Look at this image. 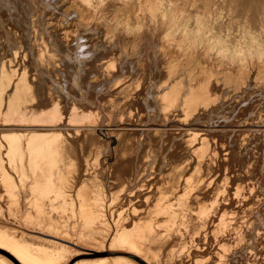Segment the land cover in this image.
<instances>
[{
  "label": "bare ground",
  "instance_id": "6f19581e",
  "mask_svg": "<svg viewBox=\"0 0 264 264\" xmlns=\"http://www.w3.org/2000/svg\"><path fill=\"white\" fill-rule=\"evenodd\" d=\"M52 1L55 3L56 0ZM32 3L31 0L30 7ZM68 3V8L65 6L67 9L59 11L60 14H52L54 10L51 13L53 17H43L46 19L45 29L41 27L43 29L35 30L36 26L33 25L34 28L31 29V26L28 31H32L29 37L26 36V30L16 32L9 29L12 42L8 37L5 38L9 46L16 50L13 55L10 54L12 59H6L4 56L5 61L0 62V202L5 207L4 213L11 215L10 218H16L18 215L29 227L59 231L63 237H69L68 226H60L52 221L50 214L43 209L44 197H50V193L54 192L57 198L61 196L65 201L69 196L73 200L70 204L80 208L79 211L73 209L71 212L89 221L96 217L100 219L104 215L101 213L106 205L101 192L103 188L105 190L107 183L112 190L109 191L113 193L110 211L112 210L120 222L126 221V224L122 223L125 226L114 236L113 242L129 245L135 252L143 254L148 264H264V208H261L263 202L260 198L264 195V160H257L259 154L264 156V128H260L264 123L260 124L256 120L257 123H249L239 116L241 121L235 119V122H232V117V121L226 119L221 123H212L215 126H230L227 128L229 132L224 133L222 130L215 132L211 128L198 129L195 133L190 132L192 128L183 127L189 134L186 137L188 144L184 143L185 145L173 141H169L171 144L160 143L161 139L156 131L159 129L154 127L156 134L150 135L151 141L150 137L148 139L145 136L147 131L144 132V140L142 136L135 135L139 130H128V126L120 127L121 131L127 129L129 132H124L119 144L115 145L116 159L111 164L112 171L108 173V166L105 168L101 164L100 153L103 151L102 153L109 154L111 151H104L109 149V143L102 133L104 127L125 120L142 124L145 122V103L154 107L155 111L170 112L181 96H184V103L180 107L183 112L180 113L188 124L197 111H203L205 116L211 113L210 106L215 104L211 102L218 101L223 95L229 76L224 78L221 75L219 79V76L207 72L208 69L206 72L204 70L203 74L201 68L199 71L202 74L198 71L199 68L194 72L187 69L188 73H185L180 65V71L177 68V71L168 73L173 67L170 63L171 67L169 68L168 64L169 69H164L163 74L161 71L154 72V66V71H151L150 62L153 60L148 61L149 54L135 57L128 54L118 56V51L113 49L116 40L107 41L108 37L103 38L104 31L97 35L95 30L91 35L94 39L96 36H103L99 46H95L96 49L99 48L98 51L90 54V49L86 52L78 50L80 46H76L80 39L78 41L77 38L81 36L78 34L83 33L79 27L87 25L88 12H84V15V10H74L70 2ZM40 6L37 5V8ZM85 29L83 31L86 32ZM5 30L0 29V41L5 37ZM49 33L52 34V39L46 35H50ZM73 39H77L75 43ZM128 39L125 40L130 41ZM52 45L58 49H52ZM0 48L5 49V45ZM152 55L150 57L154 56ZM261 68L260 71L257 70L258 76L264 79V69ZM122 78V88L120 85L123 82L117 81L113 84L115 79ZM242 80L244 79L241 78ZM228 82L231 83L230 80ZM154 83L156 86H153ZM105 89L107 95L101 97ZM103 94L105 96L106 93ZM262 100L257 104L264 108ZM176 108L173 107L174 110ZM258 112L260 111H257L256 116ZM262 114L264 116V113H261V116ZM209 115L211 114H208L209 118L214 117ZM246 125L253 127H244L246 130L238 128ZM113 129H107L108 133H113ZM132 131L133 135L130 134ZM219 131L221 133H218ZM247 132L251 134L245 137L244 133ZM229 136L231 142H228ZM172 143L174 152L170 151ZM161 164L163 167L157 171ZM158 177H164V184L159 185L161 182H158ZM132 180H135L132 185L139 187V190L132 185L130 187L135 189V197L133 193L126 194L124 191H127V188L121 187L125 182L129 184ZM128 184L126 187L130 190ZM171 196H181V205L182 200H187L194 215L208 219L210 226L206 223L207 226L202 228L201 235L192 236L184 229L183 223H180L179 214L172 211L174 216L169 211L173 204L170 201L167 203V200H170ZM77 197H82V202L77 200ZM168 204L172 205L165 209ZM68 208L65 207L66 210ZM2 212L3 210L0 215ZM76 219L74 214L67 223L73 224L77 222ZM241 235L245 237L243 244H239ZM21 239L23 238L19 235L0 229V247L16 257L20 264H57L68 250L65 246L59 250L56 247L53 251L50 249L51 252H44L43 256L34 252ZM236 257V262L231 263L230 260ZM0 264L11 263L3 259ZM93 264L136 263L118 257H106Z\"/></svg>",
  "mask_w": 264,
  "mask_h": 264
},
{
  "label": "rangeland",
  "instance_id": "374dc122",
  "mask_svg": "<svg viewBox=\"0 0 264 264\" xmlns=\"http://www.w3.org/2000/svg\"><path fill=\"white\" fill-rule=\"evenodd\" d=\"M32 1L34 5L32 3V6L30 7L31 0H13V1L12 0H0V29L2 30L6 29L5 37L4 38L2 37L1 38L2 41H0V43L3 44V45L0 44V47L1 46L4 47L5 45V49L1 50L0 48V55H1L0 62L5 61V57L6 59L8 57L12 59V57L10 56L13 55L12 54L13 51L16 50V49H12L13 46H9V43L5 39L8 37V40L12 42V38L10 37L12 36L10 33V30L11 31L13 30L16 32H21V31L26 30L25 33L26 32L28 33V34L26 33V36L29 37L32 31L30 32L28 31L33 29L35 26H36L35 30L46 28L44 27L46 26L44 25L46 22V19L43 17L49 18L51 17L50 15L52 14L54 15L60 14L59 11L65 9L68 6L67 3L70 2V6L72 7V9L75 8L74 10H78V11L80 10L79 12H82L84 10L82 14H84V12L87 11L88 13H86L87 14L86 18H89L88 22L89 21L91 22V23L89 22L90 24L87 22V25L89 24V26L83 24L82 27L81 26L79 27V29L82 28L81 32L83 33L78 34L82 36V37L79 36V38H77L78 41L80 39V43H78L77 44L78 46H76V48L80 46L79 48H77L78 50L79 49L83 51L85 50L84 52H86V50L90 49L88 50L90 54L95 53L96 51H98L97 49H99V48L96 49V47L99 46L98 44H100V40L105 35L103 38L108 37L106 38V40L107 39L110 40L109 42H112L111 41L112 39L116 40V43L114 45L115 47H113V49L116 52L118 51L117 52V54L119 53L118 56L120 54H124V56L128 54V55H131V57H135V55L140 56V54L144 55V53H146L147 55L149 54L148 61L150 62L151 60H153V62L152 61L150 62L151 64L150 67H152L151 71L155 70L154 72L161 71L163 74L165 70H168L171 67L170 64H172L173 67L171 70L169 69L168 73H170L171 71L172 72L177 71V68L179 69L180 67L178 66L180 65L182 66L181 68L183 69L182 72H185V73H188L187 69L188 70L190 69L189 71L194 72L197 68H199L198 71L202 69L201 70L202 73L204 70L206 72V70L208 69L207 72H211L212 75H215L217 77L219 76L218 77L219 79H221L222 76H224V78H227L229 76L228 80H230L231 83H229L228 80L226 81L228 84H226V89H224L223 95L220 96L218 101L213 100L211 102L212 104L214 103L215 104L213 106L212 105L210 106L212 107V111H210L211 113H208V114L214 115V117L209 115L211 116V118H209L208 114L207 116L203 114L204 113L203 111L202 112L197 111L194 118H192L193 121L191 120L187 124L183 120L184 119L183 114L180 113V112H183L182 108L180 107L182 103H184V96L180 95L181 99L179 100L178 98V100H176V103L173 105L174 109L177 107L176 110H174L172 107L170 112L168 111L169 113L163 112L161 110L155 111L154 107H150L147 103H145V108H144L145 110L144 113H146L144 115L145 124L144 123L137 124V123L125 120V121H117L112 124L110 123L111 125H107L106 127H104L102 129V133L106 141H108L109 143V149L105 147L106 149L105 150L103 149V150L104 151L107 150V152H109V150L111 149V151L109 152V154H106V152L102 153L103 152L102 151L101 153L103 154V156L101 153H100V156H101L102 166H104L105 168L108 166L107 168L108 173L112 171L111 164L116 159L115 145L119 144L121 136L124 132L125 133L129 132L128 130H131L134 128H135L134 129L135 131L139 130L137 131L138 134L135 133V135L136 136L138 135V137L142 136L144 140H145L144 132L149 131V133L146 132L145 134V136H147L149 139L150 135H153L154 133L156 134V131H157V135H159L161 139V141H159L160 143L162 142L163 144V142L165 143L168 142V144H171L169 141H173V143L174 142L177 144L183 143V145H185V144H188V142H186L188 141L186 140L188 139L186 137L189 135L188 131H186L188 128H192L190 132H195L198 129L201 130V129L206 128L208 130L211 128L215 132L218 130H222L221 132L224 133V132H229L227 128L230 126H220V125L215 126V125H212V123H221V122H224L226 119L228 121H232L234 119L232 122H235V119L239 121L243 119L244 121L247 120L249 123L251 122H254V123L258 122L260 124L264 123L262 122L264 120L263 114L261 116V113H264V110H263L264 108L263 106H260L259 104H257V103H261V99L264 100L263 98L264 97V79L263 78L261 79V77L258 76V72L260 71L259 68L263 67L261 69H264V0H56V1L54 0L55 3L52 0H48L49 2L46 0H42L44 4L41 0H40L41 3L40 1H38L40 5H43V7L40 6L36 0H32ZM34 1L37 3H35ZM64 1H66L67 3ZM71 2H73L74 4L72 3L71 5ZM37 5L40 7L37 8ZM46 9L47 10L49 9V10L47 11ZM40 15L42 18L40 17ZM64 17L65 16H61V18H64ZM36 18L37 19L39 18L38 21ZM33 19H34L35 24L33 23ZM40 19L42 20V22ZM39 23H42V24H39ZM83 27H85L86 29ZM83 29L87 31L85 32L83 31ZM66 30H69V29H66ZM95 30H96V34L97 33L100 34L102 31H104L105 33H103L102 37L101 35L96 36V34L93 33L96 36V38L94 39L92 38L93 36L91 35H92V32ZM46 35L48 37L50 36L49 39H52L51 38L52 34L50 35L46 34ZM9 37L11 38V40ZM127 38H129L128 40L130 41H126L125 39ZM77 39H73L74 41L73 43H75ZM130 42L132 45L130 44ZM53 43L54 41L52 40L51 44ZM95 43L97 45H95ZM84 45L87 46V48ZM88 45L90 48L88 47ZM91 45H92L93 50L91 48ZM111 45L113 46V44ZM51 48L58 49L57 46H53V45ZM152 54L154 56L155 55L156 56L160 55V56L154 57ZM151 55L153 57H150ZM163 62H166V63H163ZM167 65L169 66V68H167L168 67ZM197 65H199V67H197ZM201 65L202 66L204 65L203 68ZM153 66L155 67L154 70H152L154 68ZM157 67L159 69H157ZM180 70L181 69H179V71ZM257 70L259 71L257 72ZM179 71L178 73H180ZM201 71L199 72L201 73ZM219 71L221 72L223 71V72L221 73ZM225 74H227V76ZM248 74L250 75L246 77L245 75H248ZM237 78L238 80L239 79L240 80L238 81ZM241 78L244 79L245 81L244 80L241 81ZM231 79L233 80L231 81ZM234 79H236L238 83ZM258 79L260 80L258 81ZM117 81L118 83L123 82L120 85L122 88L124 86L123 78L118 79V80L115 79L113 81V84H116ZM171 81L172 80L170 79L169 82ZM149 83L147 85L148 87L147 89L150 88ZM154 84L153 86H156V84L155 85ZM151 88H152V84H151ZM103 93H106L105 96H103L104 95ZM106 95H107V89H105V92L103 90L100 96L106 97ZM222 96L224 98H222ZM238 111L241 112L242 114L240 115ZM257 111H260L258 112L260 115L258 114L256 116ZM200 114L201 116H199ZM239 116H241L242 119L239 118ZM258 116L259 118L260 117L262 118L259 119ZM254 117H256V119ZM125 126H128L129 129L128 130L125 129L126 131L125 130L121 131L120 127H125ZM153 127L159 130L154 129ZM183 127H187V129ZM244 127L246 128V127H253V126L246 125V126H243L242 128L241 127H238V128H240V130H243ZM111 128H114L113 130H115L116 132L113 131L112 133L110 131L109 132L110 134H109L107 129H111ZM115 128L117 130L118 128H120L119 130L121 132L119 130L117 131ZM141 128H142L143 133L142 131L140 132ZM144 128H145V131H144ZM160 128H163V129H160ZM164 128L167 129L166 132L164 131L166 130ZM223 128H226V129H223ZM260 128H264V126L261 125ZM221 132L219 131L218 133H221ZM120 133L121 135H119ZM161 133L164 135H162ZM130 134L133 135L134 134L133 131ZM248 134L250 135L251 133H248V132L244 133V136L246 137V135ZM179 138L180 140H178ZM218 140H222V139L219 138ZM150 141H151V137H150ZM228 142H231L230 136L228 138ZM173 147L174 145L170 147L171 148L170 151L171 150L173 151ZM263 157H264L263 155L259 154L257 157V160L258 158L264 160ZM173 160L174 158L171 159V161ZM160 167H163V164H161V166L159 165V167L156 170L160 171L161 169ZM107 178L110 179L109 176ZM158 179L156 178V180H158L159 183L161 182L159 185L164 184L165 182L164 177H161V178L158 177ZM134 181L133 180L130 181L131 184L130 183L128 184L127 182H125V184H122L121 187H125V189L127 188L126 189L127 191H124L126 194L128 193L132 194L133 192H135L134 188L136 187L139 190L138 186L132 185L134 184ZM143 181L145 182V180ZM126 183L129 185L130 190H128V187H126L127 186ZM131 185L134 188H130L132 187ZM106 187H105L106 191L103 188L101 192L102 198H104V202H106L103 213H101V214H104L102 216L104 219L102 217L100 219L98 217H96V219L94 218L95 221H93L94 219L93 220L90 219L92 224H90L91 222L89 220H85L83 216H80L77 213L71 212L73 211V209L78 210V211L80 209L79 207H73L72 204H70L73 201L71 197L67 196V200L65 198L66 202L63 200L64 198H62L61 196L57 198L54 192L50 193V197L49 196L44 197V202L46 205L43 202V205L45 206V207L43 206V209L46 210L45 212L48 213V215L50 214L49 217L52 221L59 224L60 226H68V228L70 229L69 237H63L62 234H60L61 232L59 231L51 232V231H47L46 228L39 229V228L29 227L26 225V223H24L20 219V217H18V215L16 218H10L11 215L9 216L8 213H4L5 207L1 204V202H0V211L3 210V212L1 213L2 215H0V229L8 230L10 233L14 235H17V236L19 235V237L21 236V238H23L21 240H23V242H25L27 246H29V248L34 250V252L36 251L37 254H41L43 256H44V252H49L50 249H52L53 251L58 248L59 250V248L65 246L66 248H68V250L65 251L64 256L61 258V260L58 261L57 264H75L78 262H81V264H93V262L102 261L103 259H106V257L107 258L118 257L127 262H134L136 264H148V262L145 261V257L143 256V254L135 252L134 250L130 248L129 245H126L123 243L115 244V242H113L114 236H116L119 233V230H121L122 227L125 226V225L123 226L122 223L125 222L126 224V221L120 222L119 220H117L112 210L110 211L109 205L113 201L112 199L113 193L111 192L112 190L107 185V183H106ZM165 187L166 186H164V188ZM107 192L108 194H106ZM132 195H134L135 197L137 193L136 194L133 193ZM171 197H169L170 200H167L168 201L167 203H169L170 201L173 204V206H171L172 207L171 208L170 205L172 204H168L165 206V209H167L166 207L168 206V208L170 207L171 209L169 211L174 216L175 214H179L180 223H183L184 229L188 230L192 236H195V235L198 236V234L201 235L200 233L202 231V228L203 227L205 228L207 226L206 223H208L209 224L208 226H210V222L207 221L208 219L206 220V218L200 217V216H198L197 218L194 215L193 208L190 207V203H187V200H182L183 205H181L180 204L181 196L180 197L173 196L172 198ZM260 198H262V202H263L261 205V208H264L263 207L264 195ZM173 199H175L176 201ZM77 200L82 202V197L81 199L80 197H77ZM189 200L190 199L188 198V201ZM65 207L66 208L69 207V208L66 210ZM172 211L176 213L174 214ZM101 212H102V209H101ZM74 214L77 216V219H76L77 222L73 224L70 222L67 223L70 217L73 218ZM263 215H264V211H263ZM79 216L81 218H79ZM177 219H178V216H177ZM85 221H87V223H85ZM56 232L59 234H57ZM240 237L241 238H240L239 244H241L243 240H245V237H243V235H241ZM39 247H42V248L44 247V248L39 249ZM36 249L39 251L41 250V251L38 252ZM43 250H46V251H43ZM237 257L232 258L230 262L231 263L236 262ZM3 259L5 261H8L11 264L12 263L20 264V262L16 260V257L14 258V256H12V254H10L6 249H4L3 247H0V260L3 261ZM2 261L0 262L2 263Z\"/></svg>",
  "mask_w": 264,
  "mask_h": 264
}]
</instances>
